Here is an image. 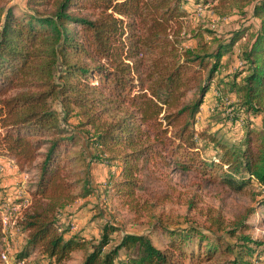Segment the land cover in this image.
Returning <instances> with one entry per match:
<instances>
[{"label":"trees","instance_id":"obj_1","mask_svg":"<svg viewBox=\"0 0 264 264\" xmlns=\"http://www.w3.org/2000/svg\"><path fill=\"white\" fill-rule=\"evenodd\" d=\"M211 2L254 22L228 38L212 33L210 43L200 32L190 37L187 7ZM247 35L242 67L220 83L261 128L247 127L240 144L229 145L196 125L223 59ZM0 149L19 172H38L20 222L28 239L19 262L40 253L49 264H65L82 251L83 264H197L218 254H232L218 264H256L264 243L243 235L246 218L229 231L242 233L239 245L159 223L169 237L159 247L140 234L113 245L111 225L98 243L67 237L58 216L95 193L93 164L107 169L106 190L137 215L172 200L175 172L198 171L207 182L219 173L236 192L264 187V0H26L25 7L0 0ZM157 183L168 191L155 199ZM210 222L224 231L221 212Z\"/></svg>","mask_w":264,"mask_h":264},{"label":"rangeland","instance_id":"obj_2","mask_svg":"<svg viewBox=\"0 0 264 264\" xmlns=\"http://www.w3.org/2000/svg\"><path fill=\"white\" fill-rule=\"evenodd\" d=\"M13 3L25 7L26 0H11V4ZM40 11L45 12L46 9L42 8ZM187 11L189 15L185 21V30L189 36L203 33L204 42L209 43L213 37L212 33L228 38L234 31L250 27L254 22L249 14L236 9H226L213 2L205 7L191 4ZM195 42L197 43V40ZM248 43L247 35L223 59L220 72L213 80L212 90L205 97L196 125L199 132L214 135L229 145L240 144L236 140L242 137L247 127L261 128L259 118L237 111L239 107L236 96L228 92L229 86L220 83L223 77L236 73L242 67L240 54ZM214 47L215 44L212 48ZM14 94L15 92H11L9 96ZM194 98V94H191L190 99ZM53 106L62 113L59 102H55ZM205 145L202 143L201 148L203 155L207 157ZM92 175L95 193L87 198L77 199L58 216L59 225L63 231H67V237L82 235L90 242L98 243L104 228L111 225L116 228L112 235L116 236L117 240L113 245L118 244L124 234H140L149 235L155 244L163 247L169 237L163 230L155 227L156 224L162 223L170 229L194 227L212 239L219 236L225 244L236 246L243 243L240 241L242 233L237 232L236 236H233L229 231L235 229L234 224L237 221L246 218L245 222L250 228L243 235L264 243V205L260 203L264 196L262 186L249 185L242 192H236L222 182L219 173L215 174V181L207 182L206 179L210 176H204L198 171L175 172L171 174V185L175 188L172 200L151 212L137 215L120 202L115 192L106 190L108 172L104 166L93 164ZM37 182V171L19 172L14 162L6 158L0 149V264H49L40 253L33 254L23 262L16 259L28 239L27 233L20 227V222L26 211L32 207V193ZM154 187L157 193L152 198L155 199L168 191L163 183H157ZM75 193L79 195L80 191ZM190 201H194L195 207L190 208ZM218 212L225 218L223 232L211 226L210 218ZM261 249H264V246ZM3 255H6V259ZM230 259L232 254H218L210 261L202 260L197 264H218ZM84 260L85 252L78 251L74 252L72 259L65 264H83ZM254 262L264 264V256Z\"/></svg>","mask_w":264,"mask_h":264},{"label":"built area","instance_id":"obj_3","mask_svg":"<svg viewBox=\"0 0 264 264\" xmlns=\"http://www.w3.org/2000/svg\"><path fill=\"white\" fill-rule=\"evenodd\" d=\"M3 257L6 259V255H3Z\"/></svg>","mask_w":264,"mask_h":264}]
</instances>
